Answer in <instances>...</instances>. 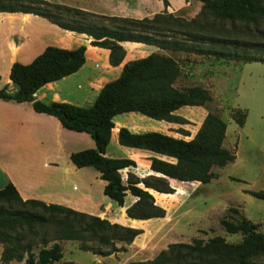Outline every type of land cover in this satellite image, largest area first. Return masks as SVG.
<instances>
[{
	"label": "trees",
	"instance_id": "trees-1",
	"mask_svg": "<svg viewBox=\"0 0 264 264\" xmlns=\"http://www.w3.org/2000/svg\"><path fill=\"white\" fill-rule=\"evenodd\" d=\"M162 1L165 6L168 4V0ZM51 8L60 10L59 15L65 14L68 18L59 19ZM0 10L33 12L48 17L64 28L85 32L91 36V44L109 48V61L112 64L119 63L124 56L125 49L119 43L122 40L155 44L170 51L213 54L217 58L264 61L262 56L248 50L249 42L246 39L242 40L241 46L224 48L231 41L227 35L245 31L250 36H263L264 30L260 24L264 22V0H202L201 17L190 19L166 10L143 17L100 15L110 20V24L87 21V15L98 14L47 0H0ZM207 14L214 20L206 19ZM225 22L229 28L224 26ZM238 24L242 25V30H237ZM250 26L254 27V34L249 31ZM175 32L189 38H175L172 36ZM205 41H208V46H205ZM84 51V44L74 48L47 45L30 62L14 61L9 76L15 88L8 90L7 86L1 87L0 97L31 101L35 110L55 115L64 127L89 132L95 147L73 151L70 158L77 166L91 165L98 169L101 178L106 180L104 193L116 203H123L126 190L138 197L126 208V217L139 221L163 216L165 209L154 203L153 195L157 201L155 193L173 191L167 177L207 182L214 176L211 171L213 165L222 166L235 158V150L223 144L226 121L210 109H207L190 139L155 130L132 132L121 127L118 133L121 143L176 158L172 162L152 156L150 168L159 174H148L141 178L128 174L127 181L123 182L119 168L134 165L135 161L104 154L115 114L135 110L153 118L183 122L186 119L173 114V110L184 104L207 105L212 100V94L207 87L200 85H175V80L181 74L178 60L172 54L152 51L125 62L120 74L104 83L89 106L59 101L46 103L35 98L34 92L39 86L78 69L84 62ZM237 111L238 108L232 110V118L242 126L246 113L243 111L239 115ZM140 181L143 186L137 184ZM246 191L264 199V188ZM227 211L240 213L232 205ZM118 222L58 203H46L36 198L22 199L10 182L0 188V241L6 242L11 238L6 228H27L31 232H35L36 226L43 229L39 236L42 246L37 253L31 250V241L23 242L24 237L16 234L13 242L3 248V261L22 259L26 252V264H51L63 255L61 245L56 241L59 239L78 240L80 249L102 255L125 249V245H117L116 242H131L141 229ZM220 223L228 232L239 231L241 239L230 242L220 234L207 239L195 236L190 242L168 243L153 258L130 260L127 264H264V228L259 229L256 222L242 213L237 219L225 213ZM47 225H51L50 236ZM50 239L54 242L47 246Z\"/></svg>",
	"mask_w": 264,
	"mask_h": 264
},
{
	"label": "crops",
	"instance_id": "crops-1",
	"mask_svg": "<svg viewBox=\"0 0 264 264\" xmlns=\"http://www.w3.org/2000/svg\"><path fill=\"white\" fill-rule=\"evenodd\" d=\"M47 1L77 7L103 16L132 17L152 16L163 10L178 11L181 5L186 3V0H168L169 3L165 6L162 0ZM90 40L91 36L87 33L64 28L45 16L29 11L0 10V88L3 86H7L8 90L15 88L9 76L10 66L14 61L30 62L47 45L74 48L84 44L85 59L82 65L71 73L45 82L35 90L34 96L46 103L59 101L89 106L94 102L104 83L120 74L125 62L145 56L152 51L171 54L168 49L160 48L155 44L122 40L119 43L125 49L124 56L119 63L112 64L109 61V48L91 44ZM180 75L175 80L177 86ZM206 112L207 109L203 105L184 104L173 110V114L186 119L183 122L157 119L135 110L119 112L112 117L113 126L104 154L108 157H127L135 161L134 165L119 168L123 182L127 181L128 174L139 178L148 174H159L150 168L152 156L172 162L176 158L147 148L121 143L119 129L126 127L132 132L155 130L190 139ZM89 147H95V141L89 132L64 127L55 115L35 110L31 101L0 97V188L10 182L22 199L36 198L46 203H58L107 218L111 222H118L115 217L120 212L126 213V208L138 197L126 190L123 203H116L104 193L106 180L101 178L98 169L91 165L77 166L73 163L70 153ZM211 171H213L212 167ZM214 176H216L215 172ZM167 178L173 191L159 192L176 195L170 207L157 202L149 190L150 187L147 188L152 193L155 203L165 211L168 208L178 207L193 189L183 188L179 191L178 187L182 185L181 183L191 181L195 185L203 183L199 180ZM137 184L143 186L141 181ZM229 206L230 204L217 202L211 208L213 210L210 211L219 223ZM163 218L164 216H154L146 219H152L157 227L163 223ZM206 228L208 227L202 224L196 227L191 235L195 236L199 229ZM140 233L133 238V241ZM72 240H64L65 243L61 244L62 257L51 264H79L75 259L66 258L64 255L66 244ZM73 245L78 247L75 240ZM86 251L90 253L93 264H122L119 250L106 255ZM11 263L26 264L25 256L22 259L12 258L7 261L0 259V264Z\"/></svg>",
	"mask_w": 264,
	"mask_h": 264
},
{
	"label": "rangeland",
	"instance_id": "rangeland-1",
	"mask_svg": "<svg viewBox=\"0 0 264 264\" xmlns=\"http://www.w3.org/2000/svg\"><path fill=\"white\" fill-rule=\"evenodd\" d=\"M201 5L202 0H186V3L181 5L178 11L171 13L185 19L201 17ZM51 9L56 12L55 14L59 19L68 18L65 14L59 15L60 10ZM205 17L208 20H214L208 14ZM86 20L105 24L111 23L110 20L101 18L100 15H87ZM224 26L229 28L227 22L224 23ZM260 27L264 30V22L260 24ZM242 29V25L238 24L237 30ZM250 30L254 34V27L250 26ZM172 36L179 39L189 38L180 32H175ZM227 36L231 38L228 39L231 41L226 43L224 48L241 46L242 40L246 39L249 42L248 50L264 58V34L256 37L247 35L243 31L236 35ZM204 44L208 46V41H205ZM169 52L181 66V75L178 79L179 86L200 85L210 90L212 100L203 106L205 109L217 112L226 121L227 132L223 144L235 150V158L222 166H212L216 176L207 182L197 185L194 182L181 183L182 185L178 187L179 191L183 188L184 190H186L185 188L193 189L178 207L168 208L165 211L164 221L157 227L152 219L133 221L126 217L124 212H120L115 217L117 221L119 220L123 225L142 228L141 233L139 232L140 235L134 241L126 243L118 240L116 242L117 245H125V249L119 250L122 264H127L130 260L153 258L161 249L166 248L168 243L190 242L195 236L207 239L214 234H220L227 241H239L242 237L241 233L239 231H226L215 219L213 212L210 211L213 210L211 208L217 202L237 206L240 213L258 224L259 229L264 228V199L253 196L246 191L247 189L264 188V61L217 58L213 54L183 50H169ZM235 108L239 109L237 111L239 115L243 111L246 113L242 126H239L232 118V110ZM192 128L194 129V126ZM155 194L157 202L168 207H170L173 198L176 197V195L167 193ZM225 213L232 219H237L240 215V213H229L227 210ZM202 224L208 228L199 229L195 236L191 235L195 228ZM46 227H49L48 236H50L51 225ZM6 231L11 238L6 242L0 241L1 260H3L1 256L3 248L13 242V236L16 234L24 237L23 242L31 241V250L35 253L42 246L39 236L43 229L39 226L35 227V232H31L27 228L13 227L6 228ZM64 240L66 239L56 241H59L61 245L65 243ZM74 240L66 244L64 248L65 257H71L79 264H93L90 253L75 247L73 245ZM75 241L79 246V241ZM53 242L54 240L50 239L46 245L51 246ZM25 255L26 252H24Z\"/></svg>",
	"mask_w": 264,
	"mask_h": 264
}]
</instances>
